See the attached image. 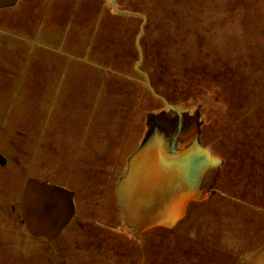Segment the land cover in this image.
<instances>
[{"label": "rangeland", "instance_id": "rangeland-1", "mask_svg": "<svg viewBox=\"0 0 264 264\" xmlns=\"http://www.w3.org/2000/svg\"><path fill=\"white\" fill-rule=\"evenodd\" d=\"M198 105L218 191L135 236L115 198L127 160L154 124L172 132L171 107ZM0 155V264H264V0L1 8ZM29 177L73 192L52 240L19 220Z\"/></svg>", "mask_w": 264, "mask_h": 264}, {"label": "water", "instance_id": "water-1", "mask_svg": "<svg viewBox=\"0 0 264 264\" xmlns=\"http://www.w3.org/2000/svg\"><path fill=\"white\" fill-rule=\"evenodd\" d=\"M17 1L0 0V9ZM170 111L176 117L172 132L158 131V124L148 129L116 183L121 219L135 236L158 227L171 229L183 218L190 202L218 191L215 176L222 160L201 145L199 105L193 115L175 107ZM185 118L194 120L192 129H183ZM4 162L0 155V164ZM17 207L27 232L46 240L59 236L75 212L70 189L35 177L25 180Z\"/></svg>", "mask_w": 264, "mask_h": 264}, {"label": "crops", "instance_id": "crops-1", "mask_svg": "<svg viewBox=\"0 0 264 264\" xmlns=\"http://www.w3.org/2000/svg\"><path fill=\"white\" fill-rule=\"evenodd\" d=\"M17 211H18V208H17ZM17 215H18V213H17ZM19 220H21V219H19ZM22 222V221H21ZM28 233V232H27Z\"/></svg>", "mask_w": 264, "mask_h": 264}]
</instances>
